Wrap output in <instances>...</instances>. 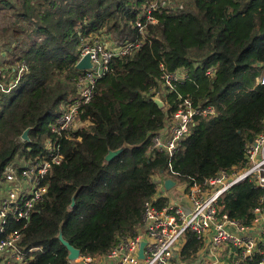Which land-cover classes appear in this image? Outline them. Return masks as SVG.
<instances>
[{
    "label": "trees",
    "instance_id": "obj_1",
    "mask_svg": "<svg viewBox=\"0 0 264 264\" xmlns=\"http://www.w3.org/2000/svg\"><path fill=\"white\" fill-rule=\"evenodd\" d=\"M148 1L0 0V83L6 85L0 89V183L7 164L43 157L49 140L62 156L42 177L45 192L29 219L8 222L0 235L19 233L16 248L27 264H69L59 231L80 255H106L121 236L138 232L146 203L162 209L168 202L155 200V175L202 183L241 167L245 144L262 130L264 85L254 77L264 73V0H183L153 13L155 24L142 19L141 36L136 22ZM99 36L137 47L110 60L92 100L79 110L82 126L56 135L49 126L85 75L76 69L80 50ZM183 72L185 79L164 85V74ZM179 96L211 106L215 116L196 118L171 159L151 151L150 140ZM26 129L28 142L21 140ZM123 144L133 148L104 161ZM262 196L245 180L219 207L247 225ZM34 247L40 250L30 253ZM200 247L186 233L179 259L189 263ZM0 264L17 263L5 254Z\"/></svg>",
    "mask_w": 264,
    "mask_h": 264
},
{
    "label": "built area",
    "instance_id": "obj_2",
    "mask_svg": "<svg viewBox=\"0 0 264 264\" xmlns=\"http://www.w3.org/2000/svg\"><path fill=\"white\" fill-rule=\"evenodd\" d=\"M180 1L183 0H149L136 22L141 36L146 31L141 23L142 19L155 24L157 20L153 13ZM90 44L91 46H87ZM135 47L136 42L116 44L103 36L83 45L80 55L89 56L91 68L85 70V75L78 80L77 96L60 106L61 115L49 126L52 133L60 135L82 126L77 120L79 110L92 100L95 84L106 71L110 60L126 56ZM185 78L184 72L163 75L166 86H172L174 82ZM254 79L255 85H264V73L258 74ZM178 99L176 110L150 140L151 151L166 153L171 159L182 142L190 136V127L196 118L215 116L211 106L201 108L194 106L188 98L179 96ZM78 123L79 126L74 128ZM243 156L241 167L219 171L202 183H181L170 178L175 182L171 189L178 186L180 190L178 196H171L170 199L164 196L167 191L161 192L163 184L156 181L160 179L153 178L158 192L155 200L167 199L166 205L158 209L146 203L142 226L134 236H121L118 244L104 256L80 255L69 264H182L179 252L188 232L194 234L201 243L192 259L193 264H264V120L261 132L245 144ZM61 160L58 144L49 140L43 157L35 158L20 167L13 162L5 166L4 180L0 183V235L6 232L8 222L29 219L35 203L45 192V187L41 185L42 177L52 164H59ZM168 170L173 172L170 166ZM245 180L254 182L255 187L263 191V196L253 210L251 222L242 225L221 213L219 201L228 190ZM18 239L19 233L13 230L0 240V258L8 254L17 264H27L29 259L16 248ZM141 240H145L146 245L144 258L139 260ZM176 248L178 251H175ZM38 250L40 247H34L29 252Z\"/></svg>",
    "mask_w": 264,
    "mask_h": 264
},
{
    "label": "water",
    "instance_id": "obj_3",
    "mask_svg": "<svg viewBox=\"0 0 264 264\" xmlns=\"http://www.w3.org/2000/svg\"><path fill=\"white\" fill-rule=\"evenodd\" d=\"M91 68V64H90V59L89 56L86 55L84 57H82L76 64V69L80 70V71H85ZM153 101L155 102V104L159 107L162 108L163 107V102L158 99L156 96L153 97ZM28 132L29 129H26L23 134L21 135V140L28 142L29 141V137H28ZM133 147L127 144H123L119 149L117 150H113V151H108L107 155L104 157V161L105 162H110L112 159H114L115 157L119 156L123 151L127 150V149H132ZM175 182L173 180H171L170 178H166L163 181V188L161 190L162 193H164L165 191L170 190L175 184ZM74 205V197L71 200V207ZM59 242L63 245V247L66 249L68 255H67V260L68 262H72L75 261L79 258L80 256V252L78 249L74 248L73 246H71L67 241H65L62 237V233L61 231H59L58 236H57ZM146 245V241L145 240H141L140 244H139V249H138V259L142 260L144 258V247ZM175 251H178V248L175 249Z\"/></svg>",
    "mask_w": 264,
    "mask_h": 264
},
{
    "label": "rangeland",
    "instance_id": "obj_4",
    "mask_svg": "<svg viewBox=\"0 0 264 264\" xmlns=\"http://www.w3.org/2000/svg\"><path fill=\"white\" fill-rule=\"evenodd\" d=\"M166 2V1H165ZM108 38V37H107ZM89 40H87V41H85V43L84 44H86V42H88ZM87 46H91V44L90 45H87ZM82 50V49H81ZM80 50V51H81ZM81 53V52H80ZM3 56H5V54H2ZM82 57H81V55H80V57H79V60L81 59ZM78 60V61H79ZM14 67H16V64H14ZM23 69V68H22ZM5 84H2V81H1V83H0V89H4L5 88V86H4ZM14 85V84H13ZM12 85V86H13ZM76 86H77V84H76ZM79 126V123L78 124H75V126H74V128H77ZM154 178H155V180L157 179V176H154ZM170 195L171 196H176L177 195V192L176 191H173V192H170ZM181 263L182 264H185V262L184 261H181ZM194 263V261H190L189 263H187V264H193Z\"/></svg>",
    "mask_w": 264,
    "mask_h": 264
},
{
    "label": "crops",
    "instance_id": "obj_5",
    "mask_svg": "<svg viewBox=\"0 0 264 264\" xmlns=\"http://www.w3.org/2000/svg\"><path fill=\"white\" fill-rule=\"evenodd\" d=\"M155 176H157V179H160V180H156L157 182H161V184H163V181H164V179H166V178H168V177H164V176H158V175H155ZM178 186H176V188H173V189H171L170 191H167L165 194H164V196L165 197H167L168 199H170L171 198V195H170V192H173V191H176L177 192V195L176 196H178L179 194H180V190H179V188H177ZM183 187V186H182Z\"/></svg>",
    "mask_w": 264,
    "mask_h": 264
}]
</instances>
